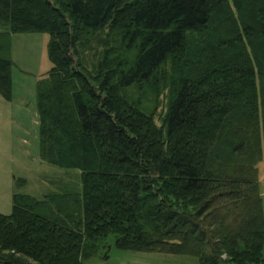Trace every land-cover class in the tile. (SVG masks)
I'll return each mask as SVG.
<instances>
[{
    "label": "trees",
    "instance_id": "1",
    "mask_svg": "<svg viewBox=\"0 0 264 264\" xmlns=\"http://www.w3.org/2000/svg\"><path fill=\"white\" fill-rule=\"evenodd\" d=\"M0 28L7 98L10 34H50L41 152L83 184L15 193L0 264H84L110 234L124 250L264 264V0H0ZM107 28L119 45L91 74L82 48ZM167 82L157 126L141 102Z\"/></svg>",
    "mask_w": 264,
    "mask_h": 264
},
{
    "label": "rangeland",
    "instance_id": "2",
    "mask_svg": "<svg viewBox=\"0 0 264 264\" xmlns=\"http://www.w3.org/2000/svg\"><path fill=\"white\" fill-rule=\"evenodd\" d=\"M4 30L0 28V31ZM109 28L97 32L83 52V64L94 74L108 46H117ZM50 34L19 32L9 36L11 94L0 92V213L13 210L15 193L39 200L56 193H82V172L48 163L42 156L38 86L47 78L52 63L48 54ZM106 41L108 43H106ZM170 64L163 67L169 70ZM167 73V72H166ZM169 83L161 84L157 94H149L141 102L144 110L154 112V121L161 126L169 103ZM260 189L264 205V159L258 164ZM65 202L67 199H62ZM110 234L100 245V252L84 264H200L198 258L157 251L124 250L115 246ZM108 253V258L103 256Z\"/></svg>",
    "mask_w": 264,
    "mask_h": 264
}]
</instances>
